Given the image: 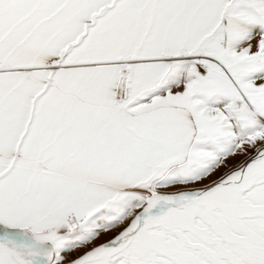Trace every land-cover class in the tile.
Segmentation results:
<instances>
[{
  "label": "snow or ice",
  "instance_id": "obj_1",
  "mask_svg": "<svg viewBox=\"0 0 264 264\" xmlns=\"http://www.w3.org/2000/svg\"><path fill=\"white\" fill-rule=\"evenodd\" d=\"M0 264H264V0H0Z\"/></svg>",
  "mask_w": 264,
  "mask_h": 264
}]
</instances>
